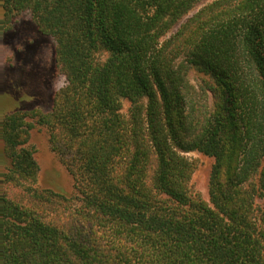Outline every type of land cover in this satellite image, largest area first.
<instances>
[{
	"label": "trees",
	"instance_id": "1",
	"mask_svg": "<svg viewBox=\"0 0 264 264\" xmlns=\"http://www.w3.org/2000/svg\"><path fill=\"white\" fill-rule=\"evenodd\" d=\"M202 1L3 0L0 45L30 13L67 79L49 114L3 119L12 177L44 198L32 117L76 194L47 191L49 218L0 192V264H264V0H216L174 32ZM191 153L215 160L209 203Z\"/></svg>",
	"mask_w": 264,
	"mask_h": 264
},
{
	"label": "rangeland",
	"instance_id": "2",
	"mask_svg": "<svg viewBox=\"0 0 264 264\" xmlns=\"http://www.w3.org/2000/svg\"><path fill=\"white\" fill-rule=\"evenodd\" d=\"M216 0H203L174 29L180 26L205 5ZM3 0H0V17L3 15ZM56 41L50 35H44L37 28L32 15L28 12L17 16L14 29L7 33L0 45V125L3 119L15 113L41 112L49 114L54 100L67 84L66 76L61 72L56 60ZM105 59L106 54H101ZM192 84L200 91L202 74L190 73ZM211 102L210 96L206 100ZM123 112L128 113L130 103L123 101ZM24 130L29 131V140L25 146L34 154L39 168L38 183L33 187L44 198L37 200L24 187V183L12 177L11 161L5 151L0 135V192L14 202L37 208L49 218L58 213V199L49 198L51 191L66 197L76 194L74 179L61 154L56 152L50 141L48 127L42 126L35 118L25 119ZM195 166L190 187L209 203V186L215 160L199 153L186 155ZM16 177V176H15ZM31 187V186H30ZM264 208V199L257 200Z\"/></svg>",
	"mask_w": 264,
	"mask_h": 264
}]
</instances>
